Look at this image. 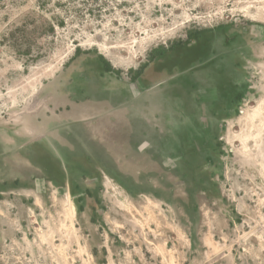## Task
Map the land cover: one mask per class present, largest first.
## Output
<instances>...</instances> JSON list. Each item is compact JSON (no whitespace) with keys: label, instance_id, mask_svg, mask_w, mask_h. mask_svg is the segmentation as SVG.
<instances>
[{"label":"rangeland","instance_id":"obj_1","mask_svg":"<svg viewBox=\"0 0 264 264\" xmlns=\"http://www.w3.org/2000/svg\"><path fill=\"white\" fill-rule=\"evenodd\" d=\"M262 4L0 0V264H264V171L230 141L264 94ZM136 108L146 161L115 146Z\"/></svg>","mask_w":264,"mask_h":264},{"label":"bare ground","instance_id":"obj_2","mask_svg":"<svg viewBox=\"0 0 264 264\" xmlns=\"http://www.w3.org/2000/svg\"><path fill=\"white\" fill-rule=\"evenodd\" d=\"M253 5H254V3H253ZM256 7L258 9V12L256 11L257 14L256 13L255 14H249L248 16H249V18H251L253 20H258V21H261L264 23V5L259 7V8H258V6H256ZM128 65H129V62L126 63V66L125 65L124 66L127 67ZM263 89H264V87H263ZM209 90H210V88H209ZM240 127H241V132L239 134L237 133L236 135H234L233 138L230 139V141H233L234 139L239 140L241 146L243 147L242 149L244 150V153H246L248 155L247 164H246L247 168L253 167V166L259 164L260 167L262 168V170L264 171V94L261 96V99L258 102V107L254 111L248 112L246 114L244 122L240 121ZM251 142H253L254 145L256 146V148H255L256 153L255 154H253V153L249 154V152H251L249 150V146L251 145ZM250 148H252V147H250ZM239 160H241V159H239ZM262 180H264V178H262ZM60 208H61L60 212L62 214L60 216L59 224H60V227L63 228L62 234H63V236L70 239L72 237V229H73L74 204L68 199L65 202L61 203ZM51 234L53 235V233H51ZM44 239L49 240L50 237L45 236Z\"/></svg>","mask_w":264,"mask_h":264},{"label":"crops","instance_id":"obj_3","mask_svg":"<svg viewBox=\"0 0 264 264\" xmlns=\"http://www.w3.org/2000/svg\"><path fill=\"white\" fill-rule=\"evenodd\" d=\"M136 104H138L139 106H141L142 104L144 106L146 102L144 100H141ZM134 116L137 119L135 126H133L134 128L132 126L127 127L131 124L127 121H120L118 123L119 126L115 128L118 129V139H116L118 142H115V146L118 147L120 153H129L132 155H136L137 157L134 158L135 160L146 161L148 160V158L140 157L139 155H147L148 153L152 152L150 150L151 144L147 142V137L150 138L152 129L149 127L150 122H148V119L150 118V112H147L146 110L141 108H136ZM129 130H135V133H129ZM147 130H149L148 133ZM131 137L135 139L134 143L130 142Z\"/></svg>","mask_w":264,"mask_h":264}]
</instances>
